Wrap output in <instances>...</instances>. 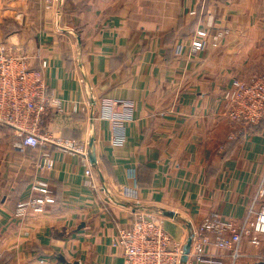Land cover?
I'll list each match as a JSON object with an SVG mask.
<instances>
[{
  "label": "crops",
  "instance_id": "1",
  "mask_svg": "<svg viewBox=\"0 0 264 264\" xmlns=\"http://www.w3.org/2000/svg\"><path fill=\"white\" fill-rule=\"evenodd\" d=\"M0 42L32 67L47 62L62 102L48 131L88 148L85 162L51 146L17 148L0 124V264H123L114 241L139 213L184 246L207 216L242 227L264 206V124L232 122L225 99L234 78L264 75V0H60L51 9L0 0ZM112 102L129 117L120 145ZM46 149L56 163L41 174L56 203L20 215ZM258 238L210 246L190 264H264Z\"/></svg>",
  "mask_w": 264,
  "mask_h": 264
},
{
  "label": "built area",
  "instance_id": "2",
  "mask_svg": "<svg viewBox=\"0 0 264 264\" xmlns=\"http://www.w3.org/2000/svg\"><path fill=\"white\" fill-rule=\"evenodd\" d=\"M43 2L47 9H51L60 0ZM197 35L205 36L206 32L198 30ZM200 46L195 39L192 50L197 51ZM46 67V61H42L39 67H32L26 55L8 50L0 42V124L13 129L17 137L14 146L17 148L40 149L51 146L60 152L78 154L85 162L88 160L86 143L48 131L46 120L50 117L51 108L55 103L60 107L62 102L56 99L46 82ZM225 99L226 114L232 122L245 128L264 124V75L249 80L234 78L225 93ZM123 104L131 105L127 102ZM117 107V102L107 105L106 116L115 125L112 142L120 145L126 141V136L119 125L129 117L126 114L120 115ZM55 163L48 149L41 151L37 161L40 173L30 184L32 195L17 204L20 215H41L56 203L50 181L41 174L45 170H52ZM86 174L90 175L91 170L87 169ZM247 234H251V242L254 244L259 242L258 234L264 235V206L254 212V217L242 227L219 215L207 216L192 230L191 250L184 263L183 244L174 240L165 230L163 221L153 215L137 214L129 229H119L114 246L123 250V264H190V258L205 262L208 247L228 249Z\"/></svg>",
  "mask_w": 264,
  "mask_h": 264
},
{
  "label": "water",
  "instance_id": "3",
  "mask_svg": "<svg viewBox=\"0 0 264 264\" xmlns=\"http://www.w3.org/2000/svg\"><path fill=\"white\" fill-rule=\"evenodd\" d=\"M170 216H173V212H169L168 213ZM191 244H192V236H190L186 242V244L184 245L183 247V251H184V254H183V257H182V262H186L188 260V254L191 250ZM60 260L64 263V264H79L78 262H67L66 259L64 257H61Z\"/></svg>",
  "mask_w": 264,
  "mask_h": 264
}]
</instances>
